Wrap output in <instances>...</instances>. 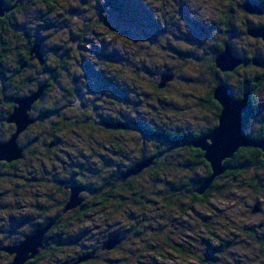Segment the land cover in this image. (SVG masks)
Here are the masks:
<instances>
[{
    "label": "trees",
    "instance_id": "obj_1",
    "mask_svg": "<svg viewBox=\"0 0 264 264\" xmlns=\"http://www.w3.org/2000/svg\"><path fill=\"white\" fill-rule=\"evenodd\" d=\"M59 1L4 0L9 10L0 18V142L7 140L15 130L7 123L15 100L28 98L39 90L42 94L29 112L34 122L23 133L24 140L20 144L23 157L9 164L0 163V181H31L33 179L28 177L31 173L35 175L34 180L43 182L45 186L47 183L50 187L43 201L40 198L31 207L33 215L19 213L7 219L6 227L9 226V229L0 224V264H9L12 260L4 249L18 244L46 225L52 227L44 250L26 264H167L168 260L173 261L172 253L179 260L186 256L183 246L194 247V238L199 241L197 254L191 252L190 259L204 264H222V260L226 261L224 255L229 256L237 246L229 236L204 234L206 230L210 231L208 217L197 222L199 232L195 226L191 229L185 227L179 237L180 243L175 246L165 233L162 236V229L156 234L159 241L146 243L144 231L154 227L155 217L161 222L165 220L162 209L171 216L177 211L178 220L179 216L180 219L190 217L196 212L195 208L208 203L211 192L216 188L212 186L202 196L195 192L211 171L204 153L194 148L191 140L208 134L218 124L221 107L214 100L213 92L219 83L224 84L233 95V86L224 77L226 73L220 76L221 72L215 66L216 56L225 48L222 44L224 38L215 44L211 28L195 23L204 38L209 40V49L199 48L209 58L208 68L212 76L206 97L198 101L211 110L210 119L215 116L216 124L197 135L185 129L180 137H174L170 134L171 127L168 129L162 125V99L156 98L163 92L158 87L164 71L162 66L155 65L152 48L158 46L162 49V14H155L159 24L151 13L149 0H101L104 2L102 7L98 0H95L96 5L84 0L82 3L87 10L91 8L105 14L74 32L70 28L62 29V26L71 24V16L77 15L79 9L75 8L69 14L63 10L66 15L63 17L57 8ZM40 7L44 9L43 24L35 26L29 19L30 11ZM103 24L111 27L113 34L110 32L109 36L124 42L122 47L108 48L104 42L106 36H97L95 30ZM62 34V41L54 42V37ZM36 46L42 63L33 52ZM177 53L179 56L189 55L183 51ZM205 56L201 55L196 61L201 62ZM129 74H133L131 80L136 77L141 79V75L152 77L153 87L147 90L141 85L131 84L127 80ZM252 77L247 79L250 82L244 83L237 98L241 99L248 93L250 100H255L256 95L263 92L264 73L257 71ZM142 102L146 105L145 113L140 108ZM71 107L80 114L76 112V117L67 116ZM250 108H255L252 101ZM252 111L244 115V128ZM116 124H121L123 128L107 127ZM94 127L100 137L94 140L96 152L88 157L78 151L85 142L82 143V137L77 132L89 133L95 130ZM130 131L157 141V150L150 152L146 145L132 147L136 156L131 159L129 146L120 139ZM244 132L253 140L264 138V132L251 136ZM165 137L170 140L166 141L169 149H178L173 156L162 151ZM83 138L92 142L91 137ZM58 150L64 152L62 158ZM259 150L241 148L226 165L239 175L247 170L263 169L264 153ZM144 160H151L148 168L136 175H128ZM86 166L92 167L93 172ZM23 168H26L25 172ZM143 175L147 176L145 182ZM246 183L255 186L252 181ZM75 187L80 188L82 202L75 209L65 211L71 190ZM21 190L24 191V188ZM164 194L173 197L170 202H162ZM87 196L91 198L87 199ZM149 207L153 213H158L156 216L153 214L154 218L145 214ZM98 216L104 217L105 235L100 241L83 244L85 238L76 233L78 228L91 224L99 227ZM26 228L28 231H24ZM113 239L119 245L113 250L104 249L105 244ZM76 247L81 250L74 249ZM71 250L73 256L69 254ZM117 252H123L119 258L113 256ZM260 252L263 259L254 264H264V245ZM46 256L50 258L47 263L44 260ZM179 260L170 264H184Z\"/></svg>",
    "mask_w": 264,
    "mask_h": 264
},
{
    "label": "rangeland",
    "instance_id": "obj_2",
    "mask_svg": "<svg viewBox=\"0 0 264 264\" xmlns=\"http://www.w3.org/2000/svg\"><path fill=\"white\" fill-rule=\"evenodd\" d=\"M88 1L89 4L91 3L92 5H96L95 0H88ZM149 1H150L149 6H151V9L153 10L151 13L156 17V18L154 17V19L156 20L157 23L160 24V21L155 14H162V12H166V14L169 16L168 19L165 21L166 26H164L166 27V31H168L169 33H164V32L162 33V49L158 46H154L152 48L153 58H155L158 61L157 62L155 60L156 62L155 65L162 66V71L165 72V73L163 72L162 77L168 75L172 77L171 81L166 83L164 88L162 89L163 91L162 95L156 97L162 99V106H163L162 125L168 127V129L169 127H171L172 130L171 129L169 130L172 136H174L176 132L175 130L177 128L183 131L187 129V131L189 132L198 134L199 132L203 131L205 127H207L211 115V110L208 109L206 106L204 107L203 102L198 101V99L203 100L206 97V92H208L210 88V84L208 85V82L212 78L208 68L209 58L208 56H205V54H203V52L199 48L201 46L203 50L209 49L210 46L209 40L207 38H204V34H202V30H198L197 27L194 26L195 29L194 31L192 27H190L185 20L179 18L178 15H176L175 19L170 18L171 15H173L171 10L177 9V5H174L172 3V0H149ZM82 2H84V0H61L58 2L57 8L59 9L58 10L59 12H62L63 17L66 16L64 14V11L67 12V14H69L71 10H73L74 12L75 8L79 9L77 15L71 16L70 19L71 24L63 25L62 29L70 28V31L76 32L80 28L82 29L84 25H89L90 22L92 23L96 22L98 19H100V15L104 16L105 13L95 11V9L92 10L90 8L89 10H87L88 9L87 6H85V4H83ZM103 3H104L103 1L98 0V4H101L100 5L101 7L103 6L102 5ZM187 5L183 11V17L184 18L188 17L192 22L207 26L206 24L208 23V19L210 18L212 1L187 0ZM43 13H44V9L42 7L35 8L32 11H30L29 19L35 26L39 24H43L42 22V19L44 18ZM177 28L180 29V32L176 30ZM95 32L97 33V36H103V35L106 36L104 38L105 39L104 42L107 44L108 48L113 46L114 48L117 49L119 47H122V43H124L118 37H113L112 35L109 36L108 34L110 32L111 34H113L111 31V27L105 26L104 24L103 26L100 25L98 29L95 30ZM214 36H215L214 37L215 44L221 42L222 37H220L217 34H214ZM61 37H63V34L61 36L54 37L55 38L54 42L60 43L62 41ZM234 40L236 41L238 40L239 44L238 45H236L237 43L235 44L238 51L236 50V48L235 50L233 48L234 42L233 44L231 43V41ZM234 40L228 41L230 43L227 42L224 48L226 49V47H228L232 55H235V53L238 52L242 53L241 50H243L244 48L249 49L248 48L249 41L245 42L243 39L241 40V38H237ZM96 44H99V42H96ZM243 45L245 46L247 45V46L244 47ZM177 51H183L184 53L185 52L189 53V55L179 56ZM201 55L203 57L205 56L206 58L201 62L196 61L197 58L199 57L201 58ZM143 56L145 57V55ZM130 57L132 56L130 55ZM244 71L246 72L245 74H249V75H254L257 72L256 69L243 70L242 73H244ZM167 72H171V73H167ZM132 75L133 74H129L127 78V80L131 82V84L135 83L136 85H141L143 88H146L147 90L153 87L154 81L152 77L148 76L146 78L145 75H141L140 76L141 79L134 76L136 77V79L131 80ZM220 76H223L222 73L220 74ZM224 77L225 80L227 79L229 85L232 86L237 84V82L234 81L233 79H228L226 78L225 75ZM191 80H198V81L192 82ZM126 84L127 83H125V85ZM234 90L235 88L233 87L232 91L234 92ZM38 95L40 96L41 94ZM255 100L256 101H254L255 104L254 111L251 113L250 115L251 117H249L247 121V127L244 128V130L249 136L254 135V133H256L257 131H259L260 133L262 131V128L261 130L259 128L260 123L264 122V92L263 94L262 93L257 94ZM142 101H145V99H143ZM145 107H146L145 102H142L140 108L144 113H145ZM69 109L71 111H68L66 113L67 116L76 117L77 116L76 112L80 114V111L74 112V108L72 107ZM252 109L253 108H250L249 111ZM254 112L255 114H253ZM146 116L147 115H145V117ZM140 120L142 121V118H140ZM94 129H95L94 131L91 130L89 133L77 132L78 133L77 135L82 137L81 140L82 143L83 141L85 142V144L82 147L78 148V151L82 152L84 155L88 157H90L91 155H93V153L96 152V148H95L96 144L94 140L100 137L98 135L99 131L97 130V128L94 127ZM23 137L24 136L22 133L18 139L19 146L21 142H23L24 140ZM83 137H91L92 142L89 143L88 140ZM120 139H122V141L126 143V146L127 145L129 146L131 159L132 156H136V152H134L133 154V151L131 150L132 147H136V146L144 147L146 145V149L150 152L157 150V148L155 147L158 143L157 141L150 140L145 137L143 138L141 134L139 133L136 134L134 131H130L129 134L124 137L120 136ZM167 145H169L167 142H162V151H165V154L167 153V155L170 154L173 156L178 151V149L175 148L169 149L170 145L169 146ZM121 146H124V144H122ZM58 152L60 158H62L64 156V152L60 150H58ZM0 163H4V162H0ZM90 166H86V167L90 169L89 171L93 172V169ZM25 170L26 168H23L24 172ZM144 170L145 169H143L142 171ZM210 171H211V167H210ZM228 171L230 172V167L228 170H226V172ZM226 172L222 176L214 180L213 184L215 183V185L212 184L210 186V188H212V186L213 188L214 187L216 188L214 189V191L211 192L210 194L211 196L208 198V203L202 207L195 208L196 212L192 214L190 217L186 216L184 217V219H180L179 216V220H178L176 219L177 215H175L177 211L175 212V214L173 213V215L171 216L168 212L164 211L165 209H162V212H164L165 214L164 217L165 220L161 222L158 218L156 217L154 218L153 216V214H155L156 216L158 213H153L150 207H149L150 210L147 211L146 209L145 214L150 218L155 219V225L153 227L155 228V230H153V228L152 229L147 228V231H144L146 235L144 241L146 240V243H154L156 241H159L158 238H156V234L158 233L157 231L162 229L163 230L162 236H164L165 233L167 239H172V241L170 242L175 246V244L177 245V243H180L181 238L179 237L181 234L184 233L185 227L191 229L193 226H195L199 232L200 228L197 225L198 224L197 222L201 220L200 218L208 217L210 219V225H209L210 231L206 230L204 234H211L217 237H219V235L229 236L237 246L236 249L232 250V252L229 253V256H225L227 254L224 255V257H226V261L222 260V256H220V259L222 260V264L225 263L239 264L241 263V261L243 262V264H254L256 262L257 263L260 262L263 259L260 252L261 243L263 241L258 240L257 236H256L257 238L255 237L251 238L249 234L258 235L259 232V234L264 235V226H262L263 228L261 229L258 228L260 223L264 222V167L263 169L260 170H253V169L247 170L240 175L237 171H232V173H229V176L223 177L226 174ZM28 177H31L33 180L27 181L26 179H23L21 181L18 180L14 182V180L8 181L7 179H2L0 181V194L2 193V195L0 196L1 197L0 224H4L6 229H9V226L6 227L8 225L7 219H11L14 216L16 217L18 216L19 213H22L24 215H33V210L31 209V207L40 198H42L43 201V198H45L46 196L45 192L46 190H48L47 188L50 187V185L47 183L45 186L43 182L40 183L37 180H34L35 179L34 174L29 173ZM146 177L147 176L144 175L142 176V180H144L143 182L146 181L147 179ZM248 181H252L254 184L256 183L255 186H252L251 183L248 186L246 183ZM100 182H102L101 179ZM22 188H24V191L21 190ZM28 189L30 192L28 191ZM90 198L91 196H87V199ZM172 198L173 197L164 194V196H162V202L163 201L170 202ZM255 206H258L259 210L260 208L263 209V214L257 212L253 213L255 210ZM102 218L104 217L102 216ZM102 218L100 216L96 218L98 225L100 223L99 227H95L91 224L88 225V227L87 225H85L82 226L81 228H78L76 233L82 234V236L85 238L82 240L83 244H91L92 242L95 243L98 240L100 241L101 237L105 235L107 229L104 228L105 222H103L104 219ZM120 226L122 227V224H120ZM204 230L205 229H203L202 231ZM24 231H28V229L26 228ZM195 235H197V233ZM18 236L19 235H14V237H18ZM198 242H199L198 238H194V240L192 241L194 247H191L188 244H185L183 246L184 250L187 251L186 253L187 257L184 255L182 256L183 258L180 260L184 264H204L200 261L197 262L196 260L189 258V256H191L190 255L191 252H193V254H197ZM262 244L264 245V243ZM74 249L78 251L81 250L80 247H76ZM72 253L73 250L69 252L71 256H73ZM122 253L123 252H117L113 256L115 258H119V255ZM172 258L173 261L168 260L167 264H170L172 262H177L179 260V257L176 258V254L174 253H172ZM49 259L50 258L46 256L44 259L46 260L45 263H47Z\"/></svg>",
    "mask_w": 264,
    "mask_h": 264
},
{
    "label": "water",
    "instance_id": "obj_3",
    "mask_svg": "<svg viewBox=\"0 0 264 264\" xmlns=\"http://www.w3.org/2000/svg\"><path fill=\"white\" fill-rule=\"evenodd\" d=\"M8 10L4 0H0V18H2ZM263 32L264 30L258 29L251 32L249 35L252 37H260V34L262 35ZM33 52L36 54V58L39 62L42 63V57L39 54L38 46L34 48ZM242 63L243 61L236 59L232 55L228 47L220 52L215 59L216 69L221 73H231ZM171 79L172 77L170 75L163 76L158 88L163 89L165 84L170 82ZM38 94H42V90H39L36 94L28 98L15 100L13 112L7 118V123L13 125L15 130L7 140L0 142V162L9 164L23 157V150L19 146L18 139L34 122L29 112H31L32 106L36 100L41 96ZM213 97L221 107L217 126L208 134L194 137L191 140V145L204 153V159L209 163L212 172L202 181L201 186L195 191L200 196L204 195L216 178L222 176L226 170L229 169L226 162L231 160L241 148H257L264 153V138L256 141L246 136L244 133V115L248 112L250 107L249 94L245 93L241 99H236L224 84L219 83L213 92ZM107 127L111 129L123 128L121 124L113 126L108 125ZM150 164L151 160H144L135 166L128 175H136L143 169L149 167ZM79 193V188H72L65 211L75 209L81 204L82 201L79 198ZM256 212H259L257 206H255L253 213ZM51 227L52 225H46L38 228L18 244L4 249L6 253L12 256V260L9 264H26L28 261L37 257L40 252L44 250L47 234ZM117 245H119V242L113 239L105 244L104 249L113 250Z\"/></svg>",
    "mask_w": 264,
    "mask_h": 264
},
{
    "label": "flooded vegetation",
    "instance_id": "obj_4",
    "mask_svg": "<svg viewBox=\"0 0 264 264\" xmlns=\"http://www.w3.org/2000/svg\"><path fill=\"white\" fill-rule=\"evenodd\" d=\"M212 1V7H211V13L210 18L208 19V23L206 24L208 27L211 28V31L213 34H217L220 37L224 38L223 45L226 46L228 41H231L233 39L241 38L245 42L249 41V49H246L245 45H243L244 49L241 50L242 53H235L233 55L236 59H240L243 61L242 64L237 66L233 72L226 73V78L233 79L237 82V84L232 85L235 90L233 92V95L236 99H239L236 97L237 94L243 89V85L246 82H250L251 80L247 79H253L252 75L241 73L243 70L248 69H256L257 71H260L261 73H264V32L263 36L260 34V37H252L249 34L255 30H264V0H211ZM172 3L174 5H177V9H172L171 12L173 15H171V19H175L176 15L179 16V18H182L186 21L187 24H189L190 27L195 31L194 26L195 22H192L188 17H183V11L187 5V0H172ZM188 6V5H187ZM189 8V7H188ZM168 15L166 12H162V33H169L166 31V20L168 19ZM185 23V24H186ZM178 32H180V29H176ZM226 36V38H225ZM239 40V41H241ZM247 40V41H246ZM234 42V44H233ZM230 43V42H228ZM233 44V48L238 51L237 47L238 40L231 41ZM240 49V48H239ZM254 83H259L258 81H254ZM264 92V90H263ZM262 92V94H263ZM252 104H254V101L251 100ZM255 105V104H254ZM250 109V108H249ZM254 111V108L252 109ZM251 111V110H250ZM248 110L247 113L250 112ZM252 111V112H253ZM212 113V112H211ZM246 113V114H247ZM255 114V112L253 113ZM251 117V116H250ZM216 124L215 116H213L207 124V127H205L203 130L210 129L214 127ZM260 130L262 128V133L264 132V122L260 123ZM259 130V129H258ZM174 137H180L182 135L183 130H180L177 128L175 130ZM197 131V130H196ZM257 131L256 133H258ZM197 135V134H196ZM162 142H169V138H164ZM227 161V160H226ZM225 161V162H226ZM230 172H226V174L223 177L229 176ZM258 207V206H257ZM258 213L263 214V209L260 208ZM264 222L260 223L258 226L259 229L263 228ZM258 232V231H257ZM251 238L255 237L260 241H263L264 243V235L259 234H249ZM257 236V237H256ZM261 243L260 251L263 249V244ZM243 262L241 261V263Z\"/></svg>",
    "mask_w": 264,
    "mask_h": 264
},
{
    "label": "bare ground",
    "instance_id": "obj_5",
    "mask_svg": "<svg viewBox=\"0 0 264 264\" xmlns=\"http://www.w3.org/2000/svg\"><path fill=\"white\" fill-rule=\"evenodd\" d=\"M209 15V14H208ZM234 40V39H233ZM242 73V72H241ZM214 82V81H213ZM198 86V85H196ZM199 89V88H198ZM213 89V88H212ZM196 100V99H195ZM193 104V103H192ZM201 107V106H200ZM217 110V109H216ZM219 112V111H218ZM208 113V112H207ZM175 114V113H174ZM195 114V113H194ZM207 122V121H206ZM196 131V130H195ZM105 134V133H104ZM257 135V134H256ZM262 138V137H261ZM84 142V141H83ZM80 143V142H79ZM78 146V145H77ZM117 146V145H116ZM260 151V150H259ZM247 155V154H246ZM96 158V157H95ZM249 158V157H248ZM97 159V158H96ZM259 160V159H258ZM256 161V160H255ZM86 178V177H85ZM248 180V179H247ZM240 182V181H239ZM258 183V182H257ZM256 184V183H255ZM246 187V186H245ZM43 188V187H42ZM237 188V187H236ZM80 189V188H79ZM18 192V191H17ZM254 193V192H253ZM80 194V193H79ZM196 198V197H195ZM194 198V199H195ZM199 199V198H198ZM177 219V218H176ZM55 224V223H54ZM225 230V229H224ZM174 232V231H173ZM160 243V242H159Z\"/></svg>",
    "mask_w": 264,
    "mask_h": 264
}]
</instances>
